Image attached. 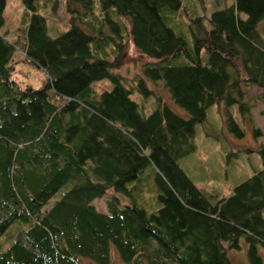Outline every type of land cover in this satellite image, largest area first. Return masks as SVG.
<instances>
[{"label": "trees", "instance_id": "trees-1", "mask_svg": "<svg viewBox=\"0 0 264 264\" xmlns=\"http://www.w3.org/2000/svg\"><path fill=\"white\" fill-rule=\"evenodd\" d=\"M66 1L69 26L55 35L37 0H21L19 41L0 33V264H110L112 248L127 264H240L230 250L262 264L264 126L252 123L243 87H257L264 104V0L189 15V40L167 24L181 0ZM130 44L142 63L125 85L117 70ZM18 62L43 72L39 85L15 80ZM98 80L109 87L96 89ZM214 103L229 135L244 134L234 113L250 127L260 160L222 194L178 162ZM237 155L228 148L227 159ZM147 183L150 211L134 195ZM103 196L105 210L92 203Z\"/></svg>", "mask_w": 264, "mask_h": 264}, {"label": "rangeland", "instance_id": "rangeland-1", "mask_svg": "<svg viewBox=\"0 0 264 264\" xmlns=\"http://www.w3.org/2000/svg\"><path fill=\"white\" fill-rule=\"evenodd\" d=\"M181 1L182 5L180 9L173 14V20H167V24L174 32L183 35L187 40L190 39L187 25L189 15L203 14L206 16L211 10L229 5L232 2V0ZM66 2V0H37V11L42 13L46 18L49 35H55L60 30L69 26L71 13L66 8ZM2 16L3 23L0 26V33L9 41H19L22 38L21 26L25 21L24 7L21 0H5ZM258 29L260 33L264 35V18L258 23ZM136 50L131 44L127 46L123 54L124 62L117 70L122 76L125 85H129L130 81L140 74V65L142 61ZM201 55L205 57L204 51L201 52ZM17 67L19 71L16 72L18 76L15 77L16 81L22 79L33 86H37L44 77L43 72L30 63L18 62ZM147 83L156 93L161 94L162 98L169 102V105L174 110L180 114L186 115L184 110L170 102L166 91L159 84L152 85L149 82ZM94 85H96V89H98L100 85L108 88L109 82L106 80H98L94 82ZM243 90L245 97L254 101L251 107L252 123L262 129L264 126V104L256 98L258 88L249 86L243 87ZM131 97L137 101L142 99L136 92H133ZM144 105L149 107L151 102L145 101ZM152 108L153 107L146 108V111ZM231 110L234 112V108H231ZM234 114L244 130L242 138H235L225 131L223 126V107L214 103L207 108L205 121L196 123L195 125V150L178 161L191 180L207 193H227L236 182L249 176V174L260 167L259 156L256 152L258 141L254 140L251 136L250 127L247 124H242L239 115L237 113ZM229 147L235 150L238 155L227 159L226 152ZM142 188L143 190H140L139 186V188L134 191V195L137 197L138 202L148 211L153 210L157 206L153 184H144ZM63 190L64 189L57 191L50 197L47 206L58 198ZM109 192H111L110 189H108L105 194ZM104 199L105 197L103 196L99 199H94L92 203L97 208L105 210ZM124 199L126 198L121 197V200ZM228 252L230 259L234 262L247 264L242 251L230 250ZM111 256L112 261L110 264H127L120 260L113 248L111 250ZM84 262L85 264H93L87 260H84ZM262 264H264V255Z\"/></svg>", "mask_w": 264, "mask_h": 264}]
</instances>
